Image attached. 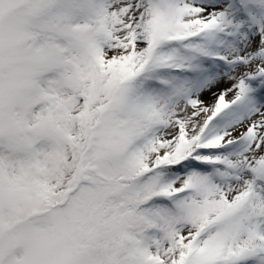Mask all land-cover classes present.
Here are the masks:
<instances>
[{"label": "snow or ice", "instance_id": "snow-or-ice-1", "mask_svg": "<svg viewBox=\"0 0 264 264\" xmlns=\"http://www.w3.org/2000/svg\"><path fill=\"white\" fill-rule=\"evenodd\" d=\"M0 264H264V0H0Z\"/></svg>", "mask_w": 264, "mask_h": 264}]
</instances>
